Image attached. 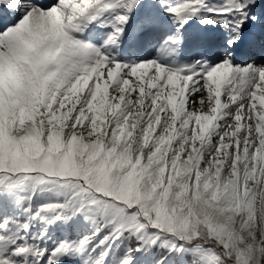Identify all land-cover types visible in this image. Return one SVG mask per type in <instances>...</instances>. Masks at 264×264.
<instances>
[{"label":"snow or ice","instance_id":"obj_1","mask_svg":"<svg viewBox=\"0 0 264 264\" xmlns=\"http://www.w3.org/2000/svg\"><path fill=\"white\" fill-rule=\"evenodd\" d=\"M38 191L64 200L33 211ZM76 216L93 231L28 235ZM173 253L264 264V0H0V264Z\"/></svg>","mask_w":264,"mask_h":264},{"label":"rangeland","instance_id":"obj_2","mask_svg":"<svg viewBox=\"0 0 264 264\" xmlns=\"http://www.w3.org/2000/svg\"><path fill=\"white\" fill-rule=\"evenodd\" d=\"M174 29H175V26L172 25L171 19L165 17L164 24L157 30V32L155 34V39H154L152 45L145 46L138 51L137 55L140 57V59L141 60H145V59L152 60V59L156 58L158 56L157 49L160 47V45H162L164 43L167 36L170 35L174 31ZM182 54H183V50L181 52V56H182ZM22 193L28 194L27 191H22ZM33 197H34L33 199L36 200V202L40 201L42 199V201L38 204L37 207H39L41 204H45V203H49V202H62L64 200L63 195L59 194L56 191H42V192L38 191ZM22 204L23 203H21L19 205H22ZM9 217L14 218V219H20V218H17L16 216H13V215L9 216ZM72 218L74 219L75 222L78 223V225H80V231L83 233V235L89 234L91 231H93L92 224L89 221H86L83 218V216H76V217H72ZM59 222H61V220H56L54 223H59ZM36 223L38 225H35V223H34L31 232L28 233V235L30 237H32V236L38 237L40 235V233L48 227V224L46 222L36 221ZM54 223H52V224H54ZM55 228H57V226ZM59 234H61V230H56V231L54 230L51 232L50 236L47 233V235L42 240H38L37 243L40 244L41 246H48L50 248L55 247L59 243V241L66 239L65 237H61ZM128 247H129L128 245L125 247L123 254L125 253V251L127 250ZM111 249L113 251L114 246H112ZM100 252H102V249L98 248L96 255H98ZM123 254H122V256H123ZM145 260H146V257L144 256V254H138V263L139 264H145ZM61 264H68V261L66 259H64L61 262ZM71 264H81V261L77 257L74 261L71 262Z\"/></svg>","mask_w":264,"mask_h":264},{"label":"trees","instance_id":"obj_3","mask_svg":"<svg viewBox=\"0 0 264 264\" xmlns=\"http://www.w3.org/2000/svg\"><path fill=\"white\" fill-rule=\"evenodd\" d=\"M28 194H24L21 192L20 195H21V197H23V196H26ZM33 198L30 201V203H31V206L33 208V211H35L38 208L37 206L42 201V199L40 201L36 202V200H34ZM25 207H27V203H23L22 205H16V206H8L7 210L5 212V215L7 217L13 215V216H16L17 218L24 219L25 218L24 217V208ZM34 223H35V225H38L36 222H34ZM56 226H57V228H55ZM46 229H47V233L49 236L51 235V232L54 230L55 231L61 230V234H59V235L61 237H65V238H69V239H76L77 237L83 235V233L80 231V225H78V223L75 222L73 218L67 222L61 221L59 223H54V224H50V225L48 224V227ZM105 234H106V232L101 233L100 237L97 238L95 243H98L99 239H101L103 237V235H105ZM136 243L137 242L135 241V239L117 241L115 244L111 245V247L114 246V250L111 251V253H110L109 261H112L114 258H116L118 256H122L124 249L127 245L134 247L136 245ZM105 247H107V246L106 245L101 246L100 248L102 249V251H104ZM97 251H98V249H97ZM97 251H96V254H97ZM153 251L157 254H160L161 252H165L166 250H161V249L157 248V249H154ZM171 258H173L176 261V264H180V257L177 254H175V253L171 254ZM65 259L68 261V264H71L72 261H69L67 258H65ZM185 260L190 262L191 257H185ZM137 264H139L138 261H137Z\"/></svg>","mask_w":264,"mask_h":264},{"label":"bare ground","instance_id":"obj_4","mask_svg":"<svg viewBox=\"0 0 264 264\" xmlns=\"http://www.w3.org/2000/svg\"><path fill=\"white\" fill-rule=\"evenodd\" d=\"M184 59H185V54H184V52H183V54H182V56H181V58H180V61L183 62Z\"/></svg>","mask_w":264,"mask_h":264}]
</instances>
